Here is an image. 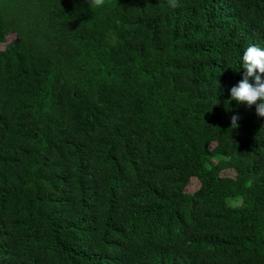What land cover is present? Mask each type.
Instances as JSON below:
<instances>
[{"label": "trees", "instance_id": "16d2710c", "mask_svg": "<svg viewBox=\"0 0 264 264\" xmlns=\"http://www.w3.org/2000/svg\"><path fill=\"white\" fill-rule=\"evenodd\" d=\"M178 4L0 0V264H264V0Z\"/></svg>", "mask_w": 264, "mask_h": 264}, {"label": "clouds", "instance_id": "9594fccd", "mask_svg": "<svg viewBox=\"0 0 264 264\" xmlns=\"http://www.w3.org/2000/svg\"><path fill=\"white\" fill-rule=\"evenodd\" d=\"M169 6L173 9L179 7L178 0H168ZM105 0H90L92 8L104 6ZM243 69H245L243 79L238 85L230 90L231 99L238 103H246L249 107L257 106V114L264 117V48L256 45L249 46L243 56ZM254 78V83L250 82ZM239 117L233 116L231 127L237 128Z\"/></svg>", "mask_w": 264, "mask_h": 264}, {"label": "rangeland", "instance_id": "374dc122", "mask_svg": "<svg viewBox=\"0 0 264 264\" xmlns=\"http://www.w3.org/2000/svg\"><path fill=\"white\" fill-rule=\"evenodd\" d=\"M4 45V44H1ZM223 174L225 175H234L235 171L234 170H225L223 171ZM200 186V182L197 178H193L190 180L188 187L186 188L187 191L189 192H194L196 189H198Z\"/></svg>", "mask_w": 264, "mask_h": 264}]
</instances>
